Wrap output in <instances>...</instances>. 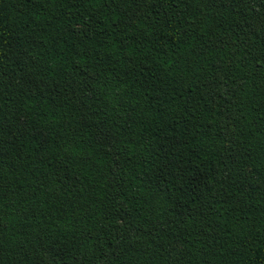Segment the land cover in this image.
I'll return each mask as SVG.
<instances>
[{
    "label": "trees",
    "instance_id": "16d2710c",
    "mask_svg": "<svg viewBox=\"0 0 264 264\" xmlns=\"http://www.w3.org/2000/svg\"><path fill=\"white\" fill-rule=\"evenodd\" d=\"M0 264H264V0H0Z\"/></svg>",
    "mask_w": 264,
    "mask_h": 264
}]
</instances>
